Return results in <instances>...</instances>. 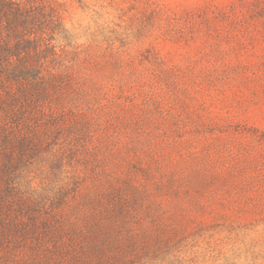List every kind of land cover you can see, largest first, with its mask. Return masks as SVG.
I'll return each instance as SVG.
<instances>
[{
    "label": "rangeland",
    "instance_id": "rangeland-1",
    "mask_svg": "<svg viewBox=\"0 0 264 264\" xmlns=\"http://www.w3.org/2000/svg\"><path fill=\"white\" fill-rule=\"evenodd\" d=\"M45 1L63 76L28 192L65 225L109 206L115 264H264V0Z\"/></svg>",
    "mask_w": 264,
    "mask_h": 264
},
{
    "label": "trees",
    "instance_id": "trees-1",
    "mask_svg": "<svg viewBox=\"0 0 264 264\" xmlns=\"http://www.w3.org/2000/svg\"><path fill=\"white\" fill-rule=\"evenodd\" d=\"M59 29L45 0H0V264H115L102 246L109 206L84 213L81 225H65L26 188L29 159L58 128Z\"/></svg>",
    "mask_w": 264,
    "mask_h": 264
}]
</instances>
